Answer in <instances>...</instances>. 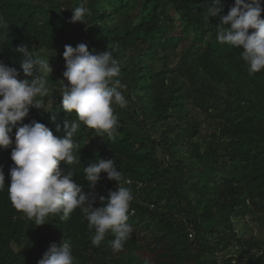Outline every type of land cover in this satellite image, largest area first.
<instances>
[{
	"label": "trees",
	"instance_id": "trees-1",
	"mask_svg": "<svg viewBox=\"0 0 264 264\" xmlns=\"http://www.w3.org/2000/svg\"><path fill=\"white\" fill-rule=\"evenodd\" d=\"M91 2L98 6L94 22L104 26L91 25L87 32L82 22H70L78 0H0V16L9 24L0 61L22 73L14 49L27 43L63 76L65 45L86 44L88 37L90 52L112 51L128 85V104L115 107V142L81 125L73 138L81 161L74 179L89 193L84 167L99 158L114 159L123 172L122 186L134 193L132 234L119 252L112 249L111 233L93 246L80 209L66 221L49 216L48 223L36 226L9 200L12 149H0L5 173L0 264H37L63 238L72 243L75 264H264V243L240 236L235 228L247 213H258L264 224V72L250 75L240 50L218 43L219 18L205 15L209 0ZM222 2L226 15L235 0ZM168 4L180 16V36L167 38ZM182 38L191 42L174 69L172 54ZM63 79L48 77L43 103L50 111L31 107L24 123L35 120L63 135L57 125L75 119L61 103L68 84ZM101 177L94 207H101L99 196L107 197L118 185L106 173Z\"/></svg>",
	"mask_w": 264,
	"mask_h": 264
},
{
	"label": "clouds",
	"instance_id": "clouds-1",
	"mask_svg": "<svg viewBox=\"0 0 264 264\" xmlns=\"http://www.w3.org/2000/svg\"><path fill=\"white\" fill-rule=\"evenodd\" d=\"M78 1L80 6L71 9V23L82 22L87 32L91 25L104 26L94 22V12L98 6L95 7L91 0ZM167 2L169 0L164 3ZM169 4L167 14L169 8L175 11ZM262 5L264 0H235L225 15L222 0H209L205 10L206 18H219L216 26L218 43L239 49L250 75L264 72ZM7 29V20L0 16V48L7 40ZM84 40L91 45L88 37ZM86 44L64 46L66 64L63 77L68 84L63 85L61 103L69 116L75 113V119L66 118L62 127L57 125V131L63 133L59 137L43 123L35 120L24 123L31 107L50 111L43 103V98L50 91L48 77L53 72L50 59L41 58L29 49L27 43H23L14 49L20 54L22 73L16 67L0 61V149H12L14 166L9 173L11 182L8 194L16 210L36 226H41L48 223L49 216H58L61 221H66L76 209H80L92 233L93 246H100L111 233L114 237L110 241L112 249L119 252L133 231L128 223L133 190L122 186L123 172L118 170L114 159L99 158L83 169V179L92 190L86 193L84 185L74 179L79 173L75 165L81 161L77 154L80 148L73 138L84 125L95 130L99 136L115 142L119 128L115 107L127 106L124 92L128 85L122 83L119 62L110 49L100 52L93 49L90 52ZM13 129H16L15 147H12ZM61 162L68 166L67 170L61 168ZM102 173H106L109 180L117 181L118 185L116 190L109 191L107 197L99 196L102 206L94 207V193ZM4 188L5 173L0 167V191ZM37 264H75L71 241L63 238L59 244L53 242Z\"/></svg>",
	"mask_w": 264,
	"mask_h": 264
},
{
	"label": "rangeland",
	"instance_id": "rangeland-1",
	"mask_svg": "<svg viewBox=\"0 0 264 264\" xmlns=\"http://www.w3.org/2000/svg\"><path fill=\"white\" fill-rule=\"evenodd\" d=\"M168 14L170 16V18H168L170 20L169 21L170 29L167 38L168 36L172 37V35L180 36L182 31V26L180 25V18L178 14L171 8H169ZM190 42H191V38H182V40L178 42L177 46L175 47V52L172 54V59L170 62L171 67H174V69H178L179 66L178 60L180 59L182 53L184 52V49L190 44ZM54 70L55 69H53L51 75L56 76L57 79L61 83H63L65 80L63 79L62 74ZM159 155L162 156L160 152ZM258 215H259L258 213L245 214V216L241 217L236 221L235 228L240 236L250 238L254 241H259L260 243H264V224H262V222L259 220Z\"/></svg>",
	"mask_w": 264,
	"mask_h": 264
}]
</instances>
